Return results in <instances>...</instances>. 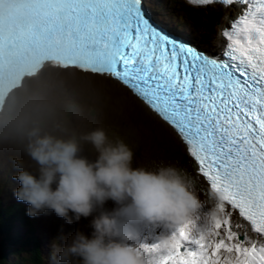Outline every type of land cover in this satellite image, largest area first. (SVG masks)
I'll use <instances>...</instances> for the list:
<instances>
[{"label":"snow or ice","instance_id":"1","mask_svg":"<svg viewBox=\"0 0 264 264\" xmlns=\"http://www.w3.org/2000/svg\"><path fill=\"white\" fill-rule=\"evenodd\" d=\"M7 2L14 7L0 11V52L29 45L115 78L177 130L224 194L223 214L210 227L186 224L170 242L147 248L159 264H264V0H240L247 13L225 31L222 60L165 34L142 0ZM233 212L261 239L245 244Z\"/></svg>","mask_w":264,"mask_h":264},{"label":"clouds","instance_id":"2","mask_svg":"<svg viewBox=\"0 0 264 264\" xmlns=\"http://www.w3.org/2000/svg\"><path fill=\"white\" fill-rule=\"evenodd\" d=\"M84 145L91 146L95 160L81 155ZM24 151L31 163L13 158L10 165L19 184L16 199L29 206V217L53 211L73 224L98 212L90 236L77 230L57 238L53 264H155L146 250L129 243L138 237L136 223L193 224L205 230L223 214L222 192L210 187L201 193L174 165L133 167L132 148L102 127L67 138L33 128ZM109 200L117 207L106 210ZM172 238L162 237L159 244Z\"/></svg>","mask_w":264,"mask_h":264},{"label":"rangeland","instance_id":"3","mask_svg":"<svg viewBox=\"0 0 264 264\" xmlns=\"http://www.w3.org/2000/svg\"><path fill=\"white\" fill-rule=\"evenodd\" d=\"M156 9L158 10L157 5ZM198 11L202 18L210 17L207 20L211 23L212 28L209 31L202 25L200 28L197 27L199 35L207 39V42L214 40L218 23L222 21V17L218 18L222 14V9L215 7L212 10L198 9ZM184 13L182 9L177 11L170 8L167 11L172 19L184 25L188 24L185 26L190 30H194L196 25L193 17L183 16ZM169 21L172 23L170 19ZM56 70L50 67L45 68L39 76L27 79L24 87L15 91L8 99L3 116L0 119V183L2 184L4 180L5 188L9 189L11 194L7 193L9 194L7 195L5 193L2 198L5 199V196H8L18 201L15 196V189L19 184L12 179L14 170L11 168L10 161L13 158H22L28 161L24 149L27 142V133L33 128H40L44 132L67 138L102 127L110 138L114 140L117 138L122 139L132 148L134 152L133 167H144L153 170L161 164L174 165L194 179L195 187L201 193H206L209 188L195 169L192 168L196 165L187 156V150L181 141V137L168 123L166 124L165 121L146 107L136 95L118 81L112 79L95 78L94 76L80 74L75 70ZM94 89L100 91L102 89L101 92L103 93L105 91V95L110 97V101L117 100L126 110V113L123 114V110L116 112V109L109 106L107 100L105 101L107 104L104 106L95 104L90 99V91ZM129 115L135 116L136 122L142 125L136 126L131 123ZM160 128L169 136L161 135ZM144 130H147L154 137L152 145L144 140ZM156 140L159 144L155 143ZM81 155L89 160L96 159V154L90 145L83 146ZM28 163H31V161H28ZM24 205L27 208L29 207L25 203ZM107 207L112 210L117 205L109 200L104 205L105 209ZM97 214L98 212L87 218L82 217L79 222L73 224H68L53 211L33 218L36 219L40 238L42 239L41 233L48 237V240L43 241V243L47 244L52 250L54 242L57 245L60 243V241H56L58 237L68 236L77 230L90 236L93 231L91 220ZM232 220L234 224L238 222L239 219L236 214L232 215ZM161 225L163 229L159 228ZM134 227L140 229L137 232V242L139 244L142 243V236L145 233L154 236L155 241L153 242L159 244L161 240L159 236L163 232L171 233L169 230H179L181 226L173 227L164 223L153 224L148 221H140ZM240 231L242 232L241 240L243 241V231H246V229L243 228ZM176 234L178 235V233ZM182 243L187 245L186 241H182ZM141 248L146 250V255L149 259L154 260L156 264V255L158 254L149 253L147 248L150 247L147 244L142 243Z\"/></svg>","mask_w":264,"mask_h":264},{"label":"trees","instance_id":"4","mask_svg":"<svg viewBox=\"0 0 264 264\" xmlns=\"http://www.w3.org/2000/svg\"><path fill=\"white\" fill-rule=\"evenodd\" d=\"M186 10L190 11L191 14L195 13L192 16L197 19L195 21L198 25L211 27L208 18H202L197 9L186 8ZM5 185L3 180V183H0V264H6V260L14 256L18 260L13 264H43V254L40 239L36 232V222L33 217L27 215V207L22 202L15 201L8 196H5V199L2 198L5 193L11 194L10 190L8 189V191L5 188ZM18 223L23 225L24 235L19 232ZM13 236L14 238H12ZM16 252H19L20 255Z\"/></svg>","mask_w":264,"mask_h":264},{"label":"bare ground","instance_id":"5","mask_svg":"<svg viewBox=\"0 0 264 264\" xmlns=\"http://www.w3.org/2000/svg\"><path fill=\"white\" fill-rule=\"evenodd\" d=\"M146 1V4H147V6L150 8V10H151V13L152 14H154V12H155V14H156V16L157 17H159V10H157L156 9V5L158 4V2H157V0H145ZM157 3V4H156ZM221 26H222V28H224V26H226L227 24H226V21H223L221 24H220ZM191 43H193V46H194V48H196L195 46H197V44H199L200 42H198V41H190ZM219 44V42L218 41H216L215 42V44ZM202 48H204V45L200 48V49H198V50H201ZM206 48H209L210 49V52H211V55H212V58H217V55H218V52H217V50H214V49H212V47L210 46V45H207V47ZM218 59V58H217ZM44 69L45 68H43L41 71H39V73H37L34 77H37V76H39V74H41V72H43L44 71ZM56 68H54V70H55ZM60 71V70H63V69H57L56 71ZM66 70H73V69H69V68H67ZM76 71V70H75ZM78 73H80V74H83V75H89V76H94L95 78H102V79H105L106 77L105 76H98V75H93V74H88V73H81V72H78ZM66 76V75H65ZM34 77H32V79L34 78ZM109 79V78H108ZM27 79H25V80H23V83H22V85H21V87L20 88H18V89H15V90H13V91H11V93L8 95V99L10 98V96L15 92V91H17V90H19V89H21L22 87H23V84H24V82L26 81ZM114 82V81H113ZM110 83V82H109ZM126 88V87H125ZM126 89H128L129 90V88H126ZM41 90V89H40ZM101 91H103L102 89H101ZM99 89H94V90H92V91H90V99L92 100V101H94L95 102V104H97V105H100V106H104V105H106L107 103H105V101L107 100L108 102H109V106L110 107H112L113 109H116V112H118L119 110H123L122 112H123V114H125L126 113V110L123 108V106L121 105V104H119V102L117 101V100H112V101H110V97L109 96H107V95H105V91H104V93L103 92H101ZM130 91V90H129ZM92 92V93H91ZM131 92V91H130ZM124 94V93H123ZM7 99V100H8ZM129 101V100H128ZM125 104V103H124ZM6 105H7V102L5 103V105H4V108H3V110H2V113L4 112V110H5V107H6ZM127 105V104H126ZM125 111V112H124ZM152 111V110H151ZM2 113H1V115H0V119H1V117L3 116L2 115ZM155 114V113H154ZM115 116V115H114ZM129 119H130V122L131 123H133V124H135L136 126H140V125H142L141 123H139V122H136L137 120H136V117L135 116H131V115H129ZM162 120V119H161ZM166 123V122H165ZM167 124V123H166ZM162 128V127H161ZM160 128V130H161V135H163V136H169L168 135V133L166 134V133H164L162 130L163 129H161ZM151 131V130H150ZM166 132V131H165ZM151 133H148V131L147 130H144L143 131V137H144V140H146L148 143H152V141H154V137L152 136V135H150ZM152 136V137H151ZM169 140H171L170 138H169ZM145 141V142H146ZM155 143L156 144H159L158 143V140H156L155 141ZM152 145V144H151ZM155 145V144H154ZM156 146V145H155ZM154 146V147H155ZM196 172H198V169H196ZM16 201V200H15ZM2 202V201H1ZM4 204V203H3ZM28 209V208H27ZM136 225V224H135ZM134 225V226H135ZM155 227V226H154ZM136 228V230H137V232H139L140 231V229L138 228V227H135ZM159 228L160 229H163V227H162V225L161 226H159ZM246 228V227H245ZM247 230L246 231H243V233L244 232H247V237H245L244 238V242H245V244H247V241H249V240H256V238H255V235L252 233V231H251V229H250V227H248V228H246ZM18 230H19V232H21L23 235H24V232H23V230H21V228H18ZM17 231V230H16ZM171 233H165V232H163L160 236H159V239H161L162 237H173V236H175V234L176 233H178L179 232V230H177V229H175V231H173V230H169ZM146 234V233H145ZM241 234H242V232H241ZM177 235V234H176ZM143 237V236H142ZM156 237V236H155ZM138 238V237H137ZM137 238L135 239V240H133V241H130L129 243H131L133 246H136V247H138V248H141L142 247V243L141 244H139L138 242H137ZM153 241H155L154 240V236L152 237L151 235H145L144 236V238H143V242H144V244H147L148 245V247H152V246H154V245H158V244H155V242H153ZM47 245V244H46ZM48 246V245H47ZM16 254H18V255H20V253L19 252H16ZM154 255V254H153ZM225 255H227L226 253H225ZM11 258V257H10ZM149 258V257H148ZM158 259H159V256H158ZM158 264H159V262H158Z\"/></svg>","mask_w":264,"mask_h":264},{"label":"water","instance_id":"6","mask_svg":"<svg viewBox=\"0 0 264 264\" xmlns=\"http://www.w3.org/2000/svg\"><path fill=\"white\" fill-rule=\"evenodd\" d=\"M51 59H52V62L55 63V64L56 63H63V61H60L58 53L52 52L51 53ZM106 78L114 80L112 77H107L106 76Z\"/></svg>","mask_w":264,"mask_h":264}]
</instances>
